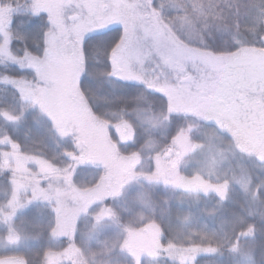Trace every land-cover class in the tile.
Here are the masks:
<instances>
[{
    "label": "snow or ice",
    "instance_id": "1",
    "mask_svg": "<svg viewBox=\"0 0 264 264\" xmlns=\"http://www.w3.org/2000/svg\"><path fill=\"white\" fill-rule=\"evenodd\" d=\"M0 253L264 264V0H0Z\"/></svg>",
    "mask_w": 264,
    "mask_h": 264
},
{
    "label": "trees",
    "instance_id": "2",
    "mask_svg": "<svg viewBox=\"0 0 264 264\" xmlns=\"http://www.w3.org/2000/svg\"><path fill=\"white\" fill-rule=\"evenodd\" d=\"M20 253H22V255L27 257V256L35 255L36 254V250L32 249L30 251H21ZM7 254L8 255H12V254H15V253H7ZM200 264H214V262L209 261L207 258H202L201 261H200Z\"/></svg>",
    "mask_w": 264,
    "mask_h": 264
},
{
    "label": "rangeland",
    "instance_id": "3",
    "mask_svg": "<svg viewBox=\"0 0 264 264\" xmlns=\"http://www.w3.org/2000/svg\"><path fill=\"white\" fill-rule=\"evenodd\" d=\"M2 254V253H1ZM16 254V253H15ZM19 255H21V256H24V255H22V253H18ZM13 255V254H12ZM31 256H35V255H31Z\"/></svg>",
    "mask_w": 264,
    "mask_h": 264
}]
</instances>
